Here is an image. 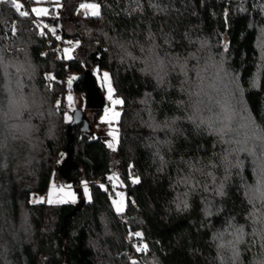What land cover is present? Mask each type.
Returning <instances> with one entry per match:
<instances>
[{
	"label": "trees",
	"instance_id": "16d2710c",
	"mask_svg": "<svg viewBox=\"0 0 264 264\" xmlns=\"http://www.w3.org/2000/svg\"><path fill=\"white\" fill-rule=\"evenodd\" d=\"M57 1L0 3V264H264V0ZM96 66L123 101L115 147L62 106ZM64 173L90 197L33 199Z\"/></svg>",
	"mask_w": 264,
	"mask_h": 264
},
{
	"label": "rangeland",
	"instance_id": "374dc122",
	"mask_svg": "<svg viewBox=\"0 0 264 264\" xmlns=\"http://www.w3.org/2000/svg\"><path fill=\"white\" fill-rule=\"evenodd\" d=\"M16 3L19 5H28L31 7V9L44 8L48 10L47 13L51 10L52 6L56 7L58 5L57 0H39V2L30 0L28 4H26L25 0H16ZM90 4L99 5L97 1L82 2L81 10L84 12H92L91 8L82 7V5ZM65 49L70 50L69 52H65L66 56L72 53L71 45H64V51ZM94 72L96 78H94V82H90V89L94 93L92 103H90V100L86 97V93H84V91L78 89L74 85V76L76 77L78 73L76 71H71L69 72V78L66 83V97L62 100V106L65 108V116L67 119L68 117H71L70 120L74 121L79 118H84L85 129H91V132L93 131V133L96 134L101 133L106 139L107 143L109 145L112 144L113 147H115L119 139L120 115L118 118L113 119V113L118 112L120 114L121 104H114V101L122 99L119 95L114 93V85L111 73L107 67L96 66ZM104 73H108L111 81V87L113 89L111 99H109L108 81L104 79ZM69 81H71V84H69ZM98 86L100 87V90L97 89ZM69 97H71V99H69ZM100 97L103 98L104 104L95 116V113L97 112L96 108L99 104L97 100H99ZM84 111L86 115L83 113ZM94 116L96 117V119H94ZM63 175L64 177L53 175L50 179L47 191L44 193L34 194L33 199L47 201L51 199L55 202L66 200L77 201L82 197H90L91 190L86 178H81L78 185L75 186L70 180H67L65 178L67 177L65 173ZM109 175L113 180L112 186L116 190L115 194L110 193L111 200L112 202L116 201L117 203H122L124 209L127 203V189L125 188V186L121 185L116 169H114ZM85 185L87 186V191H85ZM117 203H113L115 208H117Z\"/></svg>",
	"mask_w": 264,
	"mask_h": 264
},
{
	"label": "snow or ice",
	"instance_id": "6c2138e0",
	"mask_svg": "<svg viewBox=\"0 0 264 264\" xmlns=\"http://www.w3.org/2000/svg\"><path fill=\"white\" fill-rule=\"evenodd\" d=\"M35 2H39V0H35ZM0 3H11V4H13L14 7H16L17 11H19V14H20L21 16L27 17V16L29 15V12H28V11H21V10H20V9H21V5L17 4V3H16V0H0ZM82 7H88V8H91V9H92V13H91V14L94 15V16H98V15L100 14V12H99L100 5H98V4L82 5ZM47 11H48V10H47V9H44V8H32V9H31V12H33V13H35V14H37V15H41V14H45V15H46V14H47ZM53 31H54V30H53ZM57 38L59 39V37H57ZM69 43H71V42H69ZM69 51H70V50L65 49V52H69ZM68 58L71 59L72 57L69 55ZM52 78L54 79V77H52ZM104 79L108 81V87H109V99H111V98H112V92H113V89H112V87H111V81H110V78H109L108 73H104ZM69 84H71V81H69ZM69 99H71V97H69ZM57 103L59 104V102H57ZM122 103H123L122 100H115V101H114V104H122ZM119 115H120V114H119L118 112L113 113V119L118 118ZM68 119L70 120L71 117H68ZM228 130L230 131L231 129L229 128ZM216 131H217L218 134H219V133H222V132L224 131V129L221 128V129H217ZM109 147H113V145L110 144ZM209 175H211V173H209ZM133 182H134V183H139V179L137 178V179H135ZM262 184H264V182H262ZM53 187H55V186H53ZM85 191H87V186H86V185H85ZM257 191L260 192L261 198H264V187L258 188ZM220 194H221V195L223 194V185L220 186ZM53 202H54V201L51 200V199L48 200V203H53ZM55 202H62V201H55ZM113 203H117V202L114 201ZM183 203H184V206H185V207L188 206V205H187V201H184ZM177 207H179V205H177ZM116 210H117L118 212H122V211L124 210V209H123V205H122V203H117V208H116ZM235 234H236V239H235V241H234V242H230V243H233L234 247H235L236 245H239L240 243L243 242V227H239V228H237ZM134 235L137 236V237H140V236H142V233L137 232V233H135ZM220 235H221V237H222L223 234H220ZM223 246H224V245L221 244V247H223ZM137 250H138V251H147V245L145 244V245L143 246V248H138ZM234 255H235L236 257H238V256H239V251L236 250L235 253H234ZM134 264H135V262H134Z\"/></svg>",
	"mask_w": 264,
	"mask_h": 264
},
{
	"label": "water",
	"instance_id": "95a60500",
	"mask_svg": "<svg viewBox=\"0 0 264 264\" xmlns=\"http://www.w3.org/2000/svg\"><path fill=\"white\" fill-rule=\"evenodd\" d=\"M78 77H79V75H77V76L75 77V80L78 79ZM84 79H85L86 84H87L88 99L90 100V103H92V99H93V97H94V93H93V91L90 89V82H94V77H93L92 74H91V70H89V69L87 70V74L84 76ZM97 89L100 90V89H99V86L97 87ZM97 102H98L99 104H98V107L96 108V110H99V109L103 106V104H104V100H103L102 97H100L99 100H97ZM83 113L86 115L85 111H84ZM81 119H83L82 128H85V120H84V118H79V119L74 120V121H79V120H81ZM71 121H73V120H71Z\"/></svg>",
	"mask_w": 264,
	"mask_h": 264
},
{
	"label": "built area",
	"instance_id": "2783aa9c",
	"mask_svg": "<svg viewBox=\"0 0 264 264\" xmlns=\"http://www.w3.org/2000/svg\"><path fill=\"white\" fill-rule=\"evenodd\" d=\"M68 43H69V41H64V42H62L61 45H60V48L62 49L63 46L66 45V44H68ZM109 182H113L112 178L109 179ZM109 192H110L111 194H115V193H116V190L113 188L112 185L109 186Z\"/></svg>",
	"mask_w": 264,
	"mask_h": 264
}]
</instances>
